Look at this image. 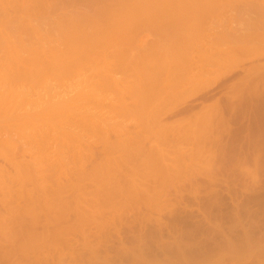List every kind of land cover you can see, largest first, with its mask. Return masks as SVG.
<instances>
[{
  "label": "rangeland",
  "instance_id": "rangeland-1",
  "mask_svg": "<svg viewBox=\"0 0 264 264\" xmlns=\"http://www.w3.org/2000/svg\"><path fill=\"white\" fill-rule=\"evenodd\" d=\"M117 1H0V264H264V0Z\"/></svg>",
  "mask_w": 264,
  "mask_h": 264
},
{
  "label": "bare ground",
  "instance_id": "bare-ground-1",
  "mask_svg": "<svg viewBox=\"0 0 264 264\" xmlns=\"http://www.w3.org/2000/svg\"><path fill=\"white\" fill-rule=\"evenodd\" d=\"M0 1H3V0H0ZM7 1H8V0H7ZM101 1H102V0H101ZM112 1H113V0H112ZM116 1H117V0H116ZM118 1H119L120 6H122V5H121V4H123L122 2H125V1L127 2V0H123V1H122V0H118ZM118 1L115 3V5L118 4ZM128 1H129V0H128ZM148 1H149V0H148ZM162 1H163V0H162ZM10 2H11V1H10ZM10 2H8V5H7V6H9V7H11V5H9V4L12 3V2H11V3H10ZM86 2H87V1H86ZM90 2H91V0H90ZM131 2H132V0H130V3H127L128 6H129V4H131ZM133 2H134V3H132V4H133L134 6H137V7H138V4L141 3V2L139 3V1H138V2H137L138 4L135 5L136 0H135V1L133 0ZM147 3H149V2H147ZM21 4H22V2H21ZM100 4H101V3H100ZM127 4L125 3V4H123V5H126V6H127ZM24 5H25V2H24ZM126 6H124V7H126ZM22 7H23V6H22ZM100 7H101V6H100ZM103 7H104L103 10H105V6H103ZM109 7H110V5H109ZM124 7L122 6L123 9H124ZM142 7L145 8L144 6H142ZM12 8H13V9H16V7H13V6H12L10 9H12ZM24 8H25V6H24ZM116 8H117V7H116ZM116 8H114V9H116ZM120 8H121V7H120ZM138 8H139V7H138ZM1 9H2V8H1ZM6 9H7V8H6ZM8 9H9V8H8ZM8 9H7V10H8ZM10 9H9V10H10ZM21 9H22V8H21ZM25 9H26V8H25ZM127 9H128V7H127ZM3 10H4V13H5L6 10L4 9V7H3ZM3 10H1V11H2V14H4V13H3ZM9 10H8V11H9ZM27 11H28V10H27ZM106 11H107V8H106ZM113 11H114V10H113ZM116 11H119V10L116 9ZM139 11H140V10H139ZM124 12H126V11H124ZM84 13H85V12H84ZM84 13H83V15H84ZM92 13H93V11H92ZM106 13H107V12H106ZM111 13H112V12H111ZM87 14H88V13H87ZM93 14H94V13H93ZM93 14H92V16H93ZM108 14H109V12H108ZM127 14H128V12H127ZM141 14H142V13H141ZM144 14H145V13H144ZM78 15H80V17H81V16H82V12H81V13L79 12V14H77V19H78ZM85 15H86V14H85ZM109 15H110V14H109ZM115 15H116V12H115ZM118 15H119V12H118ZM138 15H139V13H138ZM127 16H128V15H127ZM136 16H137V15H136ZM86 17H87V15H86ZM86 17L84 18V16H82V21H84V20L86 19ZM89 17H90V13H89ZM116 17H117V16H116ZM137 17H138V16H137ZM73 18H74V17H73ZM73 18H72V20H73ZM83 18H84V19H83ZM100 18H102V17H100ZM128 18H129V17H128ZM131 18H132V17H131ZM134 18H135V16H134ZM140 18H141V17H140ZM263 18H264V16H263ZM66 19H68V17L65 18V20H66ZM91 19H92V17H91ZM91 19H90V21L92 22ZM94 19H95V18H94ZM106 19L108 20L109 18H105V21H106ZM65 20H64V22L67 21V20H66V21H65ZM70 20H71V18L69 19V21H70ZM87 20H88V18H87ZM117 20H118V19H117ZM90 21H89V22H90ZM94 21H95V20H94ZM109 21H110V20H109ZM115 21H116V20H115ZM118 21H119V20H118ZM131 21H132V20H131ZM2 22H3V21H1L0 23H2ZM9 22H10V20H9ZM21 22H22V21H21ZM29 22H30V21H29ZM73 22H74V21H73ZM79 22H81V21H79ZM106 22H107V21H106ZM23 23H24V20H23ZM62 23H63V22H62ZM69 23H70V22H69ZM71 23H72V22H71ZM75 23L78 24V20H77V22H75ZM92 23H93V22H92ZM98 23H99V22H98ZM104 23H105V22H104ZM126 23H127V22H125V25H126ZM165 23L167 24L168 22H165ZM2 24H3V23H2ZM2 24H1L0 28L2 29V31H4V29H6V27H4ZM20 24H21V23H20ZM30 24H32V27H31V28L34 27V28H33V29H34V34H35V30L38 31V28H39V32H38V33H40V30H41V29H40L41 26L39 27L40 24H39V25L36 24L37 26H36V25L34 26L35 23H32V22H30ZM59 24H61V23H59ZM64 24H65V23H64ZM79 24H80V23H79ZM94 24H95V23H94ZM118 24H119V23H118ZM131 24H132V22H131ZM134 24H135V23H134ZM166 24H165V25H166ZM18 25H19V24H18ZM26 25H27V22H26ZM26 25H25V28H26ZM28 25H29V23H28ZM53 25H54V23H53ZM56 25H57V26H60V25H58V22H56ZM56 25L54 26L55 32H56V28H57ZM65 25L67 26V24H65ZM71 25H72V24H71ZM84 25H85V24H84ZM86 25H87V23H86ZM86 25H85V27L88 28V26H86ZM95 25H96V24H95ZM98 25H100V23L97 24V26H98ZM106 25H107V24H106ZM110 25H112V24H110ZM123 25H124V24H123ZM13 26H14V25H13ZM29 26H31V25H29ZM29 26H27V27H29ZM61 26L64 27V25H61ZM93 26H94V25H92V27H93ZM101 26L103 27V24H101ZM104 26H105V25H104ZM112 26H113V25H112ZM112 26H111V27H112ZM118 26L122 28V26H120V25H118ZM135 26H136V25H135ZM157 26H160V25L158 24ZM166 26H167V25H166ZM14 27H15V26H14ZM50 27H51V26H50ZM55 27H56V28H55ZM73 27H74V25H73ZM82 27H83V26H82ZM89 27H91V26L89 25ZM116 27H117V25H116ZM164 27H165V26H164ZM164 27L162 26V28H161V29L163 30V32H164ZM3 28H4V29H3ZM22 28H23V25H22ZM29 28H30V27H29ZM68 28H69V27H68ZM83 28H84V27H83ZM95 28H96V27H95ZM113 28H114V26H113ZM127 28H128V27H127ZM158 28L160 29V27H158ZM1 29H0V30H1ZM8 29H9V27H8ZM18 29H19V26H18ZM27 29H28V28H27ZM47 29L49 30V27H48ZM52 29H53V28H52ZM52 29H51V30H52ZM54 29H53V30H54ZM79 29H80V28H79ZM81 29H82V28H81ZM85 29H86V28H85ZM85 29H83V31H86ZM110 29H111V28H110ZM117 29H118V27H117ZM128 29H129V28H128ZM131 29H132V27H131ZM11 30H12V29H11ZM31 30H32V29H31ZM51 30H49V32H50ZM76 30H78V29H76ZM2 31H1V33H2ZM7 31H8V30H7ZM43 31H44V30H43ZM45 31H46V30H45ZM58 31H60L59 28H58ZM58 31H57V32H58ZM66 31H68L67 28H66ZM78 31H79V30H78ZM80 31H82V30H80ZM88 31H89V30H88ZM90 31H91V30H90ZM101 31H102V30H101ZM107 31H108V32H107V35L109 36V29H108V28H107ZM110 31H112V29H111ZM120 31H122V29H120ZM41 32H42V31H41ZM46 32H48V31H46ZM49 32H48V33H49ZM55 32H54V34H55ZM57 32H56V33H57ZM157 32H159V31H157ZM160 32H161V31H160ZM160 32H159V33H160ZM163 32H162V33H163ZM1 33H0V34H1ZM8 33H9V32H8ZM8 33L6 34V32H5L6 36H8ZM11 33H12V32H10V34H11ZM14 33H15V32H14ZM96 33H99V31H96ZM162 33H161V34H162ZM164 33H165V32H164ZM19 34H20V33H19ZM94 34H95V32H94ZM94 34H93V35H94ZM156 34H157V33H156ZM199 34H200V33H199ZM2 35H3V33H2ZM12 35H13V34H12ZM12 35H11V36H12ZM35 35H36V34H35ZM39 35H40V34H39ZM42 35H43V32H42ZM44 35H45V34H44ZM49 35H50V34H49ZM51 35H52V33H51ZM51 35H50V36H51ZM57 35H58V33H57ZM57 35H56V36H57ZM103 35H105L104 32H103ZM110 35L114 36V35H113V32L110 33ZM117 35H118V34H117ZM123 35H124V34H123ZM123 35H122V37H123ZM162 35H163V34H162ZM201 35H202V34H201ZM208 35H209V34H208ZM208 35H207V36H208ZM3 36H4V35H3ZM11 36L9 35L8 38L10 39ZM15 36H16V35H15ZM56 36H55V37H56ZM95 36H96V34H95ZM98 36H100V35L98 34ZM101 36H102V34H101ZM115 36H116V34H115ZM119 36H121V35H120V32H119ZM124 36H125V35H124ZM128 36H130V35H128ZM157 36H158V35H157ZM202 36L204 37V35H202ZM0 37L2 38L1 35H0ZM36 37L39 39V36H35V38H32V39H34V42H35ZM42 37H43V36H42ZM42 37H41V39H42ZM44 37H45V36H44ZM44 37H43V39H44ZM53 37H54V36H53ZM74 37H75V36H74ZM86 37H87V36H86ZM104 37H105V36H104ZM126 37H127V36H126ZM126 37H125L124 39L122 38V40H125ZM19 38H20V37H18V39H19ZM57 38H58V37H57ZM94 38H95V37H94ZM110 38H111V37H110ZM110 38H109V40H108L109 42H110ZM168 38H169V37H168ZM9 39H7L8 42H7V41H4L5 44H4V43L2 44V45H4V47H5V45H6V42L8 43V45H9V44H10V45L12 44V46H13V44L15 43V42H13V41H16V40H13V39H15V37H13V39L11 38L12 40H10V41H12V42H9ZM47 39H49V36H48ZM111 39H112V38H111ZM127 39L129 40V37H128ZM127 39H126V41H127ZM170 39H171V38H170ZM200 39H201V36H200ZM20 40H21V39H19V41H20ZM36 40H37V39H36ZM39 40H40V39H39ZM39 40H38V41H39ZM85 40H86V39H85ZM94 40H95V39H93V41H94ZM96 40H97V39H96ZM99 40H100V39H99ZM102 40H103V38H102ZM118 40H119V38H118ZM44 41H45V40H44ZM83 41H84V40H83ZM90 41H91V40H90ZM201 41H202V40H201ZM16 42H18V41H16ZM59 42H60V40H59ZM61 42H62V41H61ZM66 42H68V41H66ZM69 42H70V41H69ZM85 42H86V41H85ZM105 42L107 43V41H105ZM105 42H104V43H105ZM109 42H108V43H109ZM114 42H118V43H119V41H114ZM114 42H113V43H114ZM162 42H163V41H162ZM19 43L21 44V42H19ZM43 43L45 44V42H43ZM43 43H42V40H40V44L43 45ZM47 43H48V40H47ZM55 43H56V42H55ZM64 43H65V42H64ZM100 43L102 44V42L100 41L98 46H100ZM104 43H103V44H104ZM106 43H105V46L107 45ZM111 43H112V42H111ZM165 43H166V42H165V40H164V43H163V44H165ZM15 44H16V43H15ZM22 44H23V42H22ZM30 44H31V43H30ZM40 44H39V47H40ZM49 44H50V42H49ZM49 44H48V46H50ZM62 44H63V43H62ZM69 44H70V43H69ZM77 44H78V43H77ZM86 44H87V43H86ZM103 44H102V45H103ZM159 44H160V43H159ZM2 45H1V47H2ZM32 45H33V44H32ZM42 45H41V49L43 48ZM55 45H56V44H55ZM72 45H75V43L73 44V41H72ZM12 46H11V47H12ZM21 46H22V45H21ZM26 46H27V45H26ZM46 46H47V45H46ZM51 46H52V44H51ZM90 46H92V45H90ZM93 46H94V44H93ZM96 46H97V44L95 45L94 50L96 49ZM11 47H10V48L8 47V48L11 49ZM15 47H16V49H19L18 46L15 45ZM24 47H25V46H23V48H24ZM65 47H66V46H64V48H65ZM67 47H69V46H67ZM2 48H3V47H2ZM2 48H1V49H2ZM6 48H7V46H6ZM6 48H5V50H6ZM30 48H31V47H30ZM51 48L53 49V46H52ZM51 48L49 47V49H51ZM56 48H57V47H56ZM56 48H55V49H56ZM61 48H62V47H61ZM84 48H86V47H84ZM91 48H92V47H91ZM100 48H101V47H100ZM9 49H8V51H9ZM16 49H13V50H14V53H15V50H16ZM37 49H38V48H37ZM39 49H40V48H39ZM47 49H48V47H47ZM47 49H46V50H47ZM49 49H48V51H49ZM52 49H51V50H52ZM57 49H59V48H57ZM67 49H68V48H67ZM11 50H12V49H11ZM70 50H71V49H70ZM85 50H86V49H85ZM89 50H90V49H89ZM94 50H93V51H94ZM3 51H4V49H3ZM40 51H41V50H40ZM73 51H74V50H73ZM75 51H76V50H75ZM78 51H79V50H78ZM95 51H96V50H95ZM97 51H98V50H97ZM5 52H6V51H5ZM9 52H11V51H9ZM9 52H8V53H9ZM27 52H28V51H27ZM27 52H25V53H27ZM46 52H47V51H46ZM62 52H63V49H62ZM81 52H82V51H81ZM8 53H7V54H8ZM12 53H13V52H12ZM31 53H32V52H31ZM49 53H50V52H49ZM49 53H48V56H49ZM60 53H61V52H60ZM70 53H71V52H70ZM73 53H74V52H73ZM75 53H76V52H75ZM90 53H91V50H90ZM97 53H98V52H97ZM28 54H29V53H28ZM32 54L35 55V53H32ZM37 54H39V53H36V55H37ZM43 54H44V53H43ZM43 54H42V55H43ZM57 54H58V53H57ZM88 54H89V53H88ZM95 54H96V52H95ZM2 55H3V54H2ZM11 55H12V54H11ZM14 55H15V54H14ZM29 55H31V54H29ZM39 55H40V58L38 57V55L36 56V57H38V60L41 59V54H39ZM55 55H56V54H55ZM55 55H54V56H55ZM84 55H85V54H84ZM97 55H98V54H97ZM0 56H1V54H0ZM9 56H10V55H9ZM24 56H25V55H24ZM26 56H28V55H26ZM26 56H25V57H26ZM48 56H47V57H48ZM86 56H87V55H86ZM88 56H89V55H88ZM6 57H7V56H6ZM29 57H30V56H29ZM36 57H34V58H36ZM49 57H50V56H49ZM49 57H48V59H49ZM80 57H81V56H80ZM80 57H79V58H80ZM92 57H93V56H92ZM92 57L90 56V58H92ZM0 58H3V56L0 57ZM20 58H21V57H19V59H20ZM26 58H27V57H26ZM55 58H56V57H55ZM68 58H69V57H68ZM74 58L76 59L77 57H74ZM95 58H96V57H95ZM7 59H8V58H7ZM7 59L5 58V60H7ZM9 59H12V57H11V58L9 57ZM31 59H33V58H31ZM62 59L64 60V58H62ZM66 59H67V58H66ZM80 59H81V58H80ZM92 59H93V60H90V62H91V61H92V62L94 61V57H93ZM36 60H37V59H36ZM63 60H60V61L63 62ZM78 60H79V59H78ZM78 60H77V61H78ZM84 60H85V57H84L83 61H84ZM86 60H87V57H86ZM88 60H89V59H88ZM88 60H87V61H88ZM1 61H2V60H1ZM1 61H0V62H1ZM9 61H10V60H9ZM11 61H12V60H11ZM14 61H15V60H14ZM14 61H12L13 64H14ZM21 61H22V60H21ZM40 61H41V60H40ZM43 61H44V60H43ZM43 61H42V63L44 64ZM52 61H53V60H52ZM60 61H59V62H60ZM79 61H80V60H79ZM79 61H78V62H79ZM87 61H85V62H87ZM5 62H6V61H4V63H5ZM7 62H8V61H7ZM23 62H24V61H23ZM38 62H39V61H38ZM45 62H46V61H45ZM50 62H51V61H50ZM55 62H56V61H55ZM88 62H89V61H88ZM1 63H2V62H1ZM1 63H0V65H1ZM8 63H9V62H8ZM16 63H18V61L15 62V65H16ZM25 63H29V62L25 61ZM25 63H24V64H25ZM36 63H37V62H36ZM42 63H41V64H42ZM46 63H47V62H46ZM48 63H49V62H48ZM48 63H47V64H48ZM66 63H68V62H66ZM83 63H84V62H83ZM31 64H32V63H31ZM43 64H42V65H43ZM49 64H52V63H49ZM55 64H56V63H55ZM87 64H88V63H87ZM4 65H5V64H4ZM25 65H26V64H25ZM29 65H30V64H29ZM38 65H39V63H38ZM42 65H41V66H42ZM58 65H59V64H58ZM69 65H70V64H69ZM27 66H28V65H27ZM36 66H37V65H36ZM47 66H49V65H47ZM47 66H46V67H47ZM51 66H52V65H50L48 68H50ZM56 66H57V65H56ZM63 66H67V65L65 64V65H62L61 67H63ZM71 66H72V65H71ZM11 67H12V66H11ZM16 67H18V66H16ZM20 67H22V66L20 65ZM20 67H18V70H19ZM33 67H34V66H33ZM44 67H45V66H44ZM52 67H54V65H53ZM59 67H60V66H59ZM75 67H77V66H75ZM2 68H6V67H3V66H2ZM8 68H9V67H8ZM26 68H27V67H26ZM39 68H40V66H39ZM42 69H43V68H41V70H42ZM52 69H53V68H52ZM56 69H57V68H56ZM56 69H55V70H56ZM62 69H63V68H62ZM62 69H61V72H62ZM65 69H66V68H65ZM68 69H69V68H68ZM74 69H75V68H74ZM74 69H73V70H74ZM6 70H7V68H6ZM23 70H24V69H23ZM23 70H22V71H23ZM32 70H33V69H31V71H32ZM34 70H36V68H34ZM41 70L39 69V72H40ZM70 70H71V69H70ZM77 70H78V69H77ZM3 71H5V70H3ZM20 71H21V70H20ZM36 71H38V68H37ZM51 71H54V70H51ZM51 71H50V72H51ZM75 71H76V70H75ZM79 71H81V70H79ZM6 72H7V71H6ZM6 72H5V73H6ZM17 72H18V71H17ZM25 72H26V71H25ZM29 72H30V71H29ZM29 72H28V74H30ZM42 72H43V71H42ZM59 72H60V70H59ZM61 72H60V73H61ZM64 72H65V71H64ZM67 72H68V71H67ZM69 72H70V71H69ZM2 73H3V72H2ZM18 73H19V72H18ZM34 73H35V72H34ZM37 73H38V72H37ZM55 73H56V74H59L57 71H56ZM73 73H74V71H73ZM79 73H80V72H79ZM35 74H36V73H35ZM41 74H42V73H41ZM43 74H44V73H43ZM45 74H46V73H45ZM56 74H55L54 77H58ZM38 75H39V74H38ZM59 75L62 76L63 74L61 73V74H59ZM71 75H72V74H71ZM76 75H77V74H76ZM80 75H81V74H80ZM228 75H229V74H228ZM228 75H227V76H228ZM32 76H33V75H32ZM39 76H40V75H39ZM73 76H74V75H72V77H73ZM59 77H60V76H59ZM69 77H70V75H69ZM75 77H76V76H75ZM76 78H77V77H76ZM67 79H69V78H67ZM67 79H66V80H67ZM72 80H73V79H72ZM72 80H71V81H72ZM74 80H75V79H74ZM74 80H73V81H74ZM76 80H78V78H77ZM80 80H81V79H80ZM80 80H78V81L80 82ZM61 81H62V80H61ZM63 81H64V78H63ZM68 81H70V80H68ZM68 81H67V82H68ZM71 81H70V82H71ZM78 81H77V82H78ZM70 82H69V83H70ZM79 82H78V83H79ZM71 83H72V82H71ZM78 83H77V84H78ZM80 83H81V82H80ZM62 84H63V83H62ZM65 84H66V83H65ZM74 84H75V83H74ZM233 84H234V83H233ZM233 84L231 85V87L234 86ZM63 85H64V84H63ZM79 85H80V84H79ZM79 85H78V86H79ZM49 87L51 88V85H50ZM70 87H71V85H70ZM70 87H69V89H71ZM73 87H74V85H73ZM73 87H72V88H73ZM229 87H230V85H227V86H226V88H229ZM61 88H62V87H61ZM78 88H79V87H78ZM64 89H65V88H64ZM69 89H68V90H69ZM66 90H67V89H66ZM68 90H67V91H68ZM75 90H76V88H75ZM75 90H74V91H75ZM50 91H51V90H50ZM67 91H66V92H67ZM79 91H80V90H79ZM79 91H78V94H79ZM69 92H71V90H70ZM75 92H77V91H75ZM72 93H73V92H72ZM72 93H71V94H72ZM53 94H54V93H53ZM55 94H56V92H55ZM55 94H54L53 96H54V97H57V96H55ZM58 94H59V93H58ZM76 94H77V93H75V95H76ZM51 95H52V94H51ZM51 95H48L47 98L50 97V98L52 99ZM65 95H66V94H65ZM82 95H83V94H82ZM66 96H68V95H66ZM77 96L79 97L80 95H77ZM77 96H75V97H77ZM75 97H74V98H75ZM78 97H77V98H78ZM47 98H46V100H47ZM50 98H49V102L47 103L48 105L46 104V105L48 106V109H47L48 112H47V114H48L49 112L52 113V114L55 113L54 115L58 117V115L61 116V114L63 113V114H65V116L62 115V116H64V118L66 117V115L68 116L69 113H70V114H73V115L75 116V118L77 117V115H79V113L77 112V111H78V108H76V107H77V106L79 107L80 105H79V104H78V105H75V104H76L75 102H74V105H73V101H71L72 99H70V97H69L70 100H66V99H65V101H63L64 99H63V100L61 99L60 102L57 101L56 103L51 102L52 100H50ZM77 98H75V100H76ZM59 99H60V98H59ZM59 99H58V100H59ZM67 99H68V98H67ZM78 99H80V98H78ZM78 99H77L76 101H80V100H78ZM75 100H74V101H75ZM55 101H56V100H55ZM61 101H62V102H61ZM45 102H46V101H45ZM45 102H44V103H45ZM9 103H11V102H9ZM12 104H13V103H12ZM3 105H4V104H3ZM7 105H8V104H7ZM7 105H6V106H7ZM4 106H5V105H4ZM6 106H5V107H6ZM8 106H9L8 108H5L6 111H7V110H11L10 107H11L12 110H13V107L11 106V104L8 105ZM44 106H45V105H44ZM75 106H76V107H75ZM76 109H77V110H76ZM12 110H11V111H12ZM3 111H4V110H3ZM6 111H5V113H6ZM55 111H56V112H55ZM79 111H80V110H79ZM7 112H8V111H7ZM57 112H58L59 114H58ZM5 113H4V114H5ZM10 113H12V112H10ZM60 113H61V114H60ZM77 113H78V114H77ZM56 114H57V115H56ZM5 115H7V114H5ZM9 115H10V114H9ZM44 115H45V114H44ZM50 115H51V114H50ZM50 115H49V116H50ZM46 116H48V115H46ZM74 116H72V118H73ZM79 116H80V115H79ZM32 117H33V116H31V118H32ZM80 117H81V116H80ZM18 118H19V119H18ZM33 118H34V117H33ZM44 118H45V117H44ZM47 118H48V117H47ZM51 118H52V117H51ZM67 118H68V117H67ZM69 118H71V116H70ZM72 118H71V119H72ZM75 118H73V119H75ZM77 118H79V117H77ZM77 118H76V119H77ZM13 119H14V118H13ZM20 119H22V118L19 117V116H17V120H20ZM35 119H36V117H35ZM52 119H53V118H52ZM71 119H69L68 122H70ZM15 120H16V119H15ZM23 120H24V119H23ZM31 120H32V119H31ZM38 120H39V118H38ZM40 120H41V119H40ZM43 120H44V119H43ZM54 120H55V119H54ZM59 120H60V119H59ZM59 120H58V122H59ZM65 120H66V118H65ZM65 120H64V121H65ZM67 120H68V119H67ZM67 120L65 121L66 123H68ZM21 121H22V120H21ZM26 121H27V120H26ZM28 121H30V120L28 119ZM28 121H27V122H28ZM49 121L51 122V119H50ZM55 121H56V120H55ZM11 122H12V121H11ZM13 122H14V121H13ZM24 122H25V121H24ZM43 122L46 123V121H43ZM50 122H49V124H50ZM52 122H53V121H52ZM52 122H51V123H52ZM60 122H61V121H60ZM74 122H76V121L74 120ZM33 123H34V122H32V124H31V123H29V124L34 125ZM53 123H55V122H53ZM61 123H62V122H61ZM35 124H36V123H35ZM51 125H52V124H51ZM53 125H54V124H53ZM10 126H11V125H10ZM10 126H9V127H10ZM58 127H61V125L58 126ZM53 128H54V127H53ZM55 128H57V127H55ZM58 129H59V128H58ZM58 129H56V130L59 131ZM64 131H65V130H64ZM65 132H67V130H66ZM18 167H20V166L18 165ZM0 227H1V226H0ZM0 229H1V228H0ZM2 232H3V231H2ZM1 234H2V233H1ZM4 234H5V233H4ZM3 236H4V235H3ZM22 246H24V245H22ZM230 246H231V245H230ZM248 246H249V245H248ZM26 247H27V246H26ZM26 247H25L24 249H26ZM246 248H247V246H246ZM232 249H233V248H232ZM0 250H1V249H0ZM24 251H25V250H24ZM24 251H23V252H24ZM233 251H234V250H233ZM235 251H236V250H235ZM21 252H22V251H21ZM9 253H10V252H9ZM1 254H3L2 257L5 258V254H6V253H5V254H4V253H1ZM1 254H0V255H1ZM234 254H235V253H234ZM10 255H11V253H10ZM240 256H241V254H240ZM4 258H3V259H4ZM5 259H6V258H5ZM0 260H2L1 257H0ZM7 260H8V259H7ZM3 261H4V262H3ZM3 261H0V263H1V262H2V263H5L6 260H3ZM183 261H184V260H183ZM183 261H182L181 263H185V262H183ZM142 262H143V261H142ZM142 262H141V264H144V263H142ZM144 262H146V261H144ZM186 262H187V261H186ZM262 262H263V261H262ZM262 262H261V263H262ZM181 263H179V264H181ZM187 263H188V262H187ZM187 263H186V264H187ZM146 264H149V262L146 263ZM150 264H151V263H150ZM189 264H190V262H189ZM262 264H263V263H262Z\"/></svg>",
  "mask_w": 264,
  "mask_h": 264
}]
</instances>
